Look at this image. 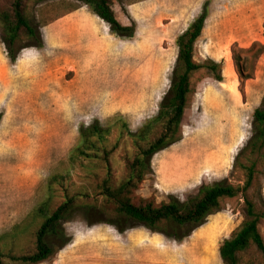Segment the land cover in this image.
<instances>
[{"label":"rangeland","instance_id":"obj_1","mask_svg":"<svg viewBox=\"0 0 264 264\" xmlns=\"http://www.w3.org/2000/svg\"><path fill=\"white\" fill-rule=\"evenodd\" d=\"M110 1L119 21L135 26L132 38L111 34L108 24L77 0H26L25 14L43 46L23 48L12 64L0 25V251L5 254L34 250L39 221L31 220L30 213L47 197L50 177L69 172L70 191L88 185L85 172L71 170L68 162L79 144L80 126L95 120L107 126L121 116L136 131L156 115L171 80L175 40L205 3L207 18L194 59L219 62L222 80H214L206 69L193 74L181 139L152 156L148 173L133 192L134 202L160 204L170 196L184 200L202 183L223 178L243 183L239 164L246 163L247 152L237 163L235 157L250 136L253 111L264 96V53L251 78L241 84L231 50L234 44L246 48L264 43V0ZM8 3L0 0V9ZM28 42L22 37L17 44ZM126 145L111 156L116 180L125 173V156L133 155ZM256 170L250 194L264 209L262 159ZM94 171L103 174L99 168ZM243 220L241 194L223 199L221 210L182 241L141 226L122 233L105 223L89 226L77 216L64 223L71 242L37 264H223L219 246ZM258 228L264 241V220ZM237 258V264H264L254 245Z\"/></svg>","mask_w":264,"mask_h":264},{"label":"trees","instance_id":"obj_2","mask_svg":"<svg viewBox=\"0 0 264 264\" xmlns=\"http://www.w3.org/2000/svg\"><path fill=\"white\" fill-rule=\"evenodd\" d=\"M77 1L107 23L111 34L124 39L134 36L135 26L122 24L116 18L110 0ZM8 2L5 8L0 9L1 42L8 60L14 64L23 48H41L43 41L39 30L32 26L25 14L26 0ZM206 18L205 3L201 13L177 36V56L171 70V80L154 117L136 131H131L121 116L107 126L95 120L79 127V144L70 151L68 162L71 170L85 172V179H89L88 185L77 186L70 191L72 184H68L71 180L69 172L65 176L55 174L50 177L47 197L30 213L31 220L39 221L34 250L21 255L0 251V264H3V257L24 264H37L49 259L71 242L72 238L67 234L64 223L77 216L89 226L105 223L120 233L141 226L153 233L182 241L205 224L208 216L221 210L223 199L239 194L244 199V220L229 238L223 240L219 246V256L223 264H237V253L250 245H254L264 255V241L258 228L260 221L264 220V209L257 207V200L250 194L255 182L257 161H264V96L253 111L250 136L235 157L237 163L240 154L247 152L246 163L239 164L244 175L242 184L233 185L227 178H223L202 183L196 193L184 200L170 196L169 201L160 204L144 199L134 202L133 192L148 173L152 156L181 139L180 128L191 92L193 74L206 69L214 80H222L219 62L208 59L199 63L194 59L195 43L201 35ZM22 37L31 42L26 45L17 44ZM231 52L236 74L242 84L253 75L255 62L264 53V43L255 41L246 48L234 44ZM127 143L133 155L125 156V173L116 180L111 156L122 146L128 148ZM96 168L103 172L101 176L94 171ZM95 177L100 179L90 188ZM53 184L59 187L54 188ZM106 204L112 206L111 214L107 213Z\"/></svg>","mask_w":264,"mask_h":264},{"label":"crops","instance_id":"obj_3","mask_svg":"<svg viewBox=\"0 0 264 264\" xmlns=\"http://www.w3.org/2000/svg\"><path fill=\"white\" fill-rule=\"evenodd\" d=\"M21 55H22V52L19 54V56L17 58V61L20 59Z\"/></svg>","mask_w":264,"mask_h":264}]
</instances>
